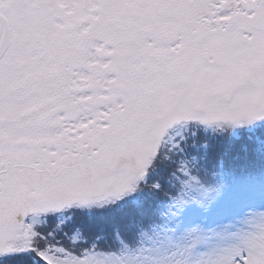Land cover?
<instances>
[{
  "label": "snow or ice",
  "instance_id": "obj_1",
  "mask_svg": "<svg viewBox=\"0 0 264 264\" xmlns=\"http://www.w3.org/2000/svg\"><path fill=\"white\" fill-rule=\"evenodd\" d=\"M0 264H264V0H0Z\"/></svg>",
  "mask_w": 264,
  "mask_h": 264
}]
</instances>
